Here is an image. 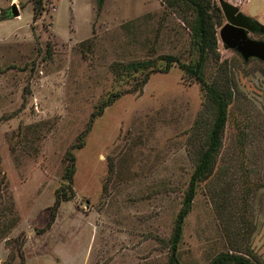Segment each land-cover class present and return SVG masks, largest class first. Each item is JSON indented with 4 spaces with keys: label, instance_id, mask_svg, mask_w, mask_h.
I'll return each mask as SVG.
<instances>
[{
    "label": "rangeland",
    "instance_id": "1",
    "mask_svg": "<svg viewBox=\"0 0 264 264\" xmlns=\"http://www.w3.org/2000/svg\"><path fill=\"white\" fill-rule=\"evenodd\" d=\"M225 1L263 26L247 36L264 41V0ZM11 3L17 16H7ZM41 3L32 18L30 0H0V264L10 256L9 264H166V241L211 112L199 83L175 64L151 72L135 91L110 66L163 54L188 61L186 24L159 0ZM215 53L203 79L228 90L230 101L177 256L180 264H205L249 232L246 244L264 264V63L243 60L219 40ZM115 90L81 146L70 148ZM68 149L70 197L45 227Z\"/></svg>",
    "mask_w": 264,
    "mask_h": 264
},
{
    "label": "trees",
    "instance_id": "2",
    "mask_svg": "<svg viewBox=\"0 0 264 264\" xmlns=\"http://www.w3.org/2000/svg\"><path fill=\"white\" fill-rule=\"evenodd\" d=\"M31 1V17H35L42 9L41 0ZM163 6L175 13L176 17L186 24L189 36L191 57L188 61H180L176 56L163 54L159 60L150 58L142 60H130L122 64L111 65L110 69L116 80L122 78L131 80L130 90H139L146 81L148 75L154 71H167L171 65H177L184 74L192 77L199 83L204 92V105L210 109L211 119L206 128L202 145L194 160V165L188 176L185 189L182 192L180 205L174 215L171 231L166 241L167 262L166 264H180L177 256V244L181 234L182 222L189 211L195 188L201 180H204L212 172L221 142V132L226 119V109L230 101L228 90L219 89L214 83H207L203 79V66L208 56L216 55L217 29L222 23L220 12L215 10L213 0H159ZM2 18L5 15L1 16ZM82 46V42L79 43ZM119 90L108 92L96 105L87 118L84 128L75 136L76 142L70 148H78L82 144V136L88 130L94 116L99 115L103 107L111 103L118 95ZM69 148V149H70ZM65 151V165L61 176L64 182L55 189L53 202L49 207L47 227L54 216L59 202L68 199L70 195L71 175L73 173V155L70 150ZM260 185V184H259ZM247 191L245 185L244 192ZM244 196V195H243ZM245 231V230H244ZM244 234L242 244L232 246L229 250L219 251L205 264H262L260 258L247 246ZM244 243V244H243ZM22 241L17 244V253L20 254ZM243 249V250H242ZM11 256L9 257V260ZM9 260L6 264H9Z\"/></svg>",
    "mask_w": 264,
    "mask_h": 264
},
{
    "label": "water",
    "instance_id": "3",
    "mask_svg": "<svg viewBox=\"0 0 264 264\" xmlns=\"http://www.w3.org/2000/svg\"><path fill=\"white\" fill-rule=\"evenodd\" d=\"M215 10L220 12L224 19L217 29L218 40L225 47L235 50L243 60L253 57L264 63V41L247 36V32L261 31L263 26L225 0H218ZM17 15L18 10L15 4L11 3L7 16Z\"/></svg>",
    "mask_w": 264,
    "mask_h": 264
}]
</instances>
